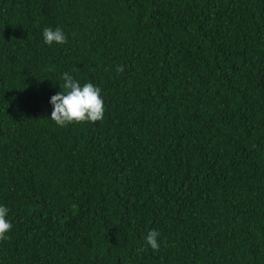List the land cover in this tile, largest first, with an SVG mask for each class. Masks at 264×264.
Returning <instances> with one entry per match:
<instances>
[{"label":"trees","instance_id":"16d2710c","mask_svg":"<svg viewBox=\"0 0 264 264\" xmlns=\"http://www.w3.org/2000/svg\"><path fill=\"white\" fill-rule=\"evenodd\" d=\"M0 204V264H264V0H0Z\"/></svg>","mask_w":264,"mask_h":264},{"label":"clouds","instance_id":"9594fccd","mask_svg":"<svg viewBox=\"0 0 264 264\" xmlns=\"http://www.w3.org/2000/svg\"><path fill=\"white\" fill-rule=\"evenodd\" d=\"M45 45H63L68 37L61 27H45L42 31ZM118 71H123L119 68ZM61 91L50 97L52 106L50 119L59 127H66L72 123L96 122L103 120L105 112L104 99L101 89L92 82L81 83L76 74L64 71L59 79ZM62 81V82H61ZM6 205L0 204V239L6 238L13 224ZM159 233L150 231L146 236V242L153 250H159Z\"/></svg>","mask_w":264,"mask_h":264}]
</instances>
